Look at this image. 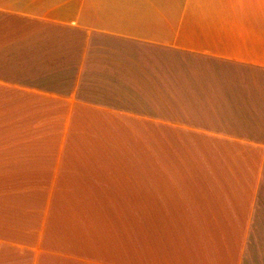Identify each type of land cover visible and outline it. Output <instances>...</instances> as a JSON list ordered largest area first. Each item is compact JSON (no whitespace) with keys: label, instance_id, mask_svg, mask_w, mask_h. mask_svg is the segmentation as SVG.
<instances>
[{"label":"crops","instance_id":"crops-1","mask_svg":"<svg viewBox=\"0 0 264 264\" xmlns=\"http://www.w3.org/2000/svg\"><path fill=\"white\" fill-rule=\"evenodd\" d=\"M137 204L136 264H264V0H0V233L132 264Z\"/></svg>","mask_w":264,"mask_h":264},{"label":"rangeland","instance_id":"rangeland-1","mask_svg":"<svg viewBox=\"0 0 264 264\" xmlns=\"http://www.w3.org/2000/svg\"><path fill=\"white\" fill-rule=\"evenodd\" d=\"M66 158V155L64 156ZM63 158V159H64ZM66 163V159L65 162ZM69 165L63 164V170L67 169ZM138 204L133 205V213L134 217L131 220V233H132V245L133 248H135L134 252H131L132 254V264H136L139 261V251L136 250L140 246V232H141V224L139 218V209ZM36 216V215H35ZM33 218V217H31ZM10 222V220H8ZM28 224L25 231L21 232V230L17 229L13 233H7V232H1L0 233V264H51L50 259L46 260L47 258L44 255L46 253V248L50 247L51 244L47 242L46 244H43V241H39V236L33 232H37L38 230V218L35 217L30 223L29 221L25 220L22 221ZM20 221V224L23 226V223ZM154 222V221H153ZM3 223V220H0V224ZM154 226V225H153ZM123 248H121L122 251ZM113 256L114 262L118 264V262H122L123 256L119 255L118 253H107ZM111 257H103L102 259H108ZM110 262V259L107 260V262Z\"/></svg>","mask_w":264,"mask_h":264}]
</instances>
